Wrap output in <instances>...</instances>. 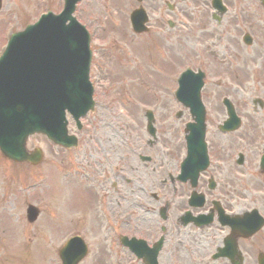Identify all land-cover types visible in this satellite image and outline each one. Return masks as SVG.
Wrapping results in <instances>:
<instances>
[{"label": "rangeland", "instance_id": "374dc122", "mask_svg": "<svg viewBox=\"0 0 264 264\" xmlns=\"http://www.w3.org/2000/svg\"><path fill=\"white\" fill-rule=\"evenodd\" d=\"M18 1L19 0H3L4 9L0 12V16L5 13L6 8L12 9L16 5H18ZM95 1L97 0H87L85 5H93ZM34 2H36V0H34ZM101 4L103 6V11L101 16H99L98 18H96L94 15L88 18L86 17V12L84 10H80V20L87 22L95 31V37L92 46L94 50V67H92L91 78L97 81V84L95 85L98 86L97 97L99 100L98 105L101 107L99 109L100 114H103L106 119L111 122L114 126H117L118 123H120L124 128L125 133L131 135L135 132L133 128L135 124H143L144 122L141 107H152V105H154V90L165 92L170 91L171 84L165 85V78L163 74L154 66V81L149 82L148 78L138 76L139 82L142 83L145 88L143 91H140L136 95L132 93L136 91L134 90V87L132 88V86L135 84V82H138L135 78V75L134 78L133 75L122 76V67L130 68L132 65H121L119 61L114 59V57L119 51V47L115 45L121 42V36L115 31V29L111 27V25H124L125 16L122 12L123 8H116L112 4L106 2V0H102ZM50 5L52 6V4ZM15 14L16 12H11L8 17L11 15L14 16ZM34 17L35 16H33V18ZM126 17L128 18V16ZM25 20L28 21L29 17L23 13H20L13 20V22L16 23H11L12 25L10 27L15 30L19 28L21 29L23 24L26 23L24 22ZM3 25L5 26L7 25V23L0 24V27ZM127 33L130 34V32ZM100 37H102V39H100ZM1 40L2 36L0 33V41ZM157 49L158 52L155 51L154 61L160 64L162 61V56H160L158 53L161 54V51L163 49L166 51V53H168V48L167 46H157ZM183 54L184 51L182 49L178 48L176 50V55L173 57V59L176 61V70L180 69L186 64V60ZM103 60L107 61V63L105 66V71L101 73L98 70V64H100V61ZM114 61H116L115 64L118 66V68L112 66L111 63ZM131 71L133 72V70ZM163 71H165V67ZM146 74H149V70ZM132 79L135 81H133V84ZM140 83H138L137 86L139 90L142 89L140 87ZM109 89L113 90L114 93H110ZM103 92L104 94H102ZM125 96L129 98H135V100L140 101V103H137L135 101L132 104V100L125 98ZM83 122L84 124H86L87 121L85 120ZM85 130L86 127L81 133L82 138H85ZM109 136L110 138H113L114 134L110 133ZM84 145L85 142H82V146L85 149ZM27 146L30 150L33 149L35 146L41 147L45 151L47 156L46 163L40 168L23 169L22 166L7 167L6 169L3 167L0 168V191H2L3 197L0 202V208L4 206L7 207V209H0V256L2 255L3 250L6 249L8 255H10L11 258L9 260L10 262L17 263L16 260L25 261L22 254L18 252H13V249L15 247L16 232L13 228L14 221L12 217L16 215V218H18V221H20L22 225V230L18 237L21 245L27 247V253H29L36 261L41 264V256L46 252L45 264H53L54 252L56 251L58 244H62L63 238L68 233V231H66V228L64 227L60 233V237H58V235H53L55 231L54 220L55 215H57V209L54 206V204L56 203L55 195L52 196L51 192H48V187H53L56 196H59L62 199V187L60 185V178L56 177V181L52 182L50 180L46 181L47 184L45 186V190L46 192H48V195H45V200H43L38 195L39 192L43 191L41 187L38 189V193L36 187L29 189V191L32 190L35 194L38 195L32 196L27 195V193L25 192V185L32 184L34 183V181L38 180V177L41 174L43 168H45V173H50V171H52L53 169H48V167H55V163L59 165L60 169H62V165L66 167L73 166L80 169V163L77 158V155L80 156V159H82V152L79 151L76 153H67L59 148L51 146L43 137L38 135L31 136L28 140ZM160 149L161 148L158 149V153L160 152ZM177 150H174L173 153H176ZM0 163L4 164L3 162ZM4 171L5 173L1 174ZM18 175L24 176V180H21L20 186H17L18 190L16 192L8 187L5 188L4 184L1 183V181H4V183H6L7 180L11 178H17ZM13 187H16V185ZM18 195H24L22 201L18 199ZM78 196L79 193L73 196L74 198L72 201V207L76 206L82 209L84 207L85 202H81ZM26 202H34L41 208V217L39 221L33 225H25V222L23 221ZM10 212L13 213V216L9 218ZM66 212H70V210H67ZM42 219H45V221L43 222ZM2 228H4L3 233ZM24 228L27 229V233L25 235ZM91 237L94 249L97 250L98 242L93 234L91 235ZM39 240H43V242L47 246V250L42 246L40 242L37 244ZM16 245L18 248L21 247L19 243H16ZM2 258L5 261V259L7 258V254L3 255ZM91 263L92 260L87 258L82 264ZM0 264H2L1 260ZM93 264L99 263L97 261H94Z\"/></svg>", "mask_w": 264, "mask_h": 264}, {"label": "water", "instance_id": "95a60500", "mask_svg": "<svg viewBox=\"0 0 264 264\" xmlns=\"http://www.w3.org/2000/svg\"><path fill=\"white\" fill-rule=\"evenodd\" d=\"M58 24L60 35L52 38L51 45L46 44L43 30H26L15 36L13 44L29 40L31 46H11L0 61V147L12 145L14 154H23L20 160L28 158L24 144L30 130L50 125L43 132L53 140H65L64 111L77 117L90 107L88 35L74 24ZM14 51L18 54L12 61ZM81 60H85L84 70ZM73 244L79 245L80 240L74 239Z\"/></svg>", "mask_w": 264, "mask_h": 264}, {"label": "flooded vegetation", "instance_id": "af4514ba", "mask_svg": "<svg viewBox=\"0 0 264 264\" xmlns=\"http://www.w3.org/2000/svg\"><path fill=\"white\" fill-rule=\"evenodd\" d=\"M237 2H240L241 0H236ZM253 1H251L252 3ZM249 6L246 9H241L237 11V18L239 19V22L241 25L246 22V18L248 17L249 13L251 14L252 11H249ZM134 152H137L135 149ZM145 151L150 156V159L152 158V152L154 151V143L147 142V147L145 148ZM139 155V154H138ZM238 155V154H237ZM219 161H221V158H217ZM118 161L119 166L115 168V174H123L125 170V160L124 155L119 154L118 155ZM151 162V160H150ZM210 166V164H209ZM209 166L208 168L202 172L198 178L197 185L195 190L199 193H203L197 190V187L199 190L205 186L207 188L209 180H212V184L214 185L213 191L208 196L205 195V203L201 207H192L190 205L191 203H197V199L192 197L190 194L192 191V187L190 184L185 181H179L176 178L170 179V189H168L167 193V200L169 204V210L170 214L172 215V221L169 224V234L173 236H179L178 232L180 231H186V241H185V248L186 252L189 255H194L199 258V260L196 259V262H199V264H210L207 259L209 256H212L213 253L216 251V248L223 245V241L226 239L229 229L221 226L216 217V212L211 211V208H213L214 201H218L220 206L225 212L231 213V206L229 205L230 202L228 201V198L231 197L230 191L223 190L221 187H218V184H216L213 180V173H217L218 170L214 167L212 168V171L209 172ZM140 169V166L135 164L134 160L129 166V171L131 173H137ZM259 172V171H258ZM264 176V173L262 174ZM264 179V178H263ZM177 181V182H174ZM264 187V182L261 183ZM115 188H117V183L112 184ZM149 188H154V167L149 166ZM257 188H261V185H257ZM140 190L145 192V187H140ZM217 190H220L221 192H218ZM131 192L135 191V188H132L130 190ZM240 200L245 201V192L239 193ZM123 195H121L120 199L123 200ZM210 196V197H209ZM212 197V198H211ZM214 197L216 199H214ZM236 197V194L233 196V198ZM221 198L224 199L221 200ZM161 199V197L157 196V200ZM178 201V202H177ZM241 201V202H243ZM239 203V202H238ZM237 204V203H236ZM238 204L237 206H239ZM247 208V207H245ZM208 211L209 214H212L213 220L209 224V226L202 227L201 225H198V223H195L192 219L193 216H197L199 214H205L204 212ZM179 213H185L186 215L183 217L184 219L180 218ZM188 215V216H187ZM264 216V214H261ZM184 222V223H182ZM208 227L209 233L202 235L197 234L198 230L202 228ZM264 232V227H263ZM261 230V231H262ZM260 231V232H261ZM203 236H207L208 239H206ZM237 248L240 252V254L243 257L242 264H257L256 258L260 252H264V233L263 234H255L250 237L246 238H238L236 240ZM254 258V259H253ZM236 261V257L232 259H226V258H219L217 260H211L212 264H234ZM169 264H175L173 261H170Z\"/></svg>", "mask_w": 264, "mask_h": 264}]
</instances>
